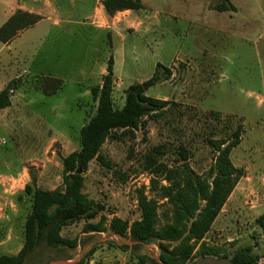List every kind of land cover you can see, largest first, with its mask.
Returning <instances> with one entry per match:
<instances>
[{
  "label": "rangeland",
  "instance_id": "374dc122",
  "mask_svg": "<svg viewBox=\"0 0 264 264\" xmlns=\"http://www.w3.org/2000/svg\"><path fill=\"white\" fill-rule=\"evenodd\" d=\"M73 1L79 9L73 12L65 2L61 14L81 19L58 27L47 21L23 30L11 47L17 58L13 69L19 70L8 72L27 73L19 79L17 89L21 87L22 94L14 98V108L0 114L1 169L26 173L28 184L35 176L39 188L63 190L62 160L80 149V131L96 112L91 90L107 74L105 57L109 60L114 54L117 59L116 108L124 105L128 86L149 80L157 64H162L172 70V78L150 88L147 96L174 103V113L148 120L146 130L136 131L135 139L106 142L102 154L111 168L92 161L84 175V193L105 206L102 214L109 220L113 214L138 220L137 190L143 188L155 197L150 190L153 175L145 169L147 154L164 146L167 153L160 162L172 167L183 146L193 170L206 176L214 159L207 140L229 134L234 117L244 133L231 159L246 173L204 242L230 255L239 247L256 245L254 252L262 255L264 235L256 220L264 213V0H230L236 12H217L212 0H143L142 10L118 17L122 39L79 23L87 15L100 17L97 8L102 0ZM13 3L0 0V25ZM6 55L7 51L0 52V65ZM50 79L62 82L54 93L44 89L53 85ZM212 113L220 114L221 121L213 120ZM23 184L21 179L16 188ZM23 191L0 199V256L16 255L23 247L32 204L25 195L19 199ZM100 216L90 222H99ZM85 223L62 232L78 240L76 250L66 251L64 258L47 253L41 262L30 264H73L85 257L90 238L83 235ZM102 236L95 234L92 241ZM148 253L158 258L159 249L156 245L134 249L130 264H139L138 257ZM258 264H264V259Z\"/></svg>",
  "mask_w": 264,
  "mask_h": 264
},
{
  "label": "trees",
  "instance_id": "16d2710c",
  "mask_svg": "<svg viewBox=\"0 0 264 264\" xmlns=\"http://www.w3.org/2000/svg\"><path fill=\"white\" fill-rule=\"evenodd\" d=\"M217 12H236L230 0H212ZM105 11L110 16L125 11H139L144 8L143 0H103ZM43 18L28 12L17 11L0 28V41L8 43L21 31L26 30ZM107 74L101 85L92 88L93 100L97 102L95 114L82 127L81 147L62 160L63 190H44L37 185V179L25 186L23 195L32 201L31 212L24 225V244L16 255H1L0 264H30L40 261L47 253H55L64 258L66 251L76 250L80 245L77 239L64 237V228L83 220L86 221L83 233H106L134 243L133 248L156 245L158 258L145 254L138 257L139 264H196L195 259L214 257L230 259L232 264H258L264 259L254 252L256 245L243 246L230 255L221 248L209 246L204 241L212 230L225 205L235 191L245 170L234 165L231 154L242 143L244 126L234 117L229 122V134L221 138L207 140L213 152V164L206 176L196 173L189 163L186 148L180 146V159L172 167L160 162L167 153L164 146H157L146 156L145 169L153 175L150 198L145 190H137V203L140 218L133 222L113 214L109 220L102 213L103 204L84 193L85 173L92 161L111 168L109 160L102 154L108 141H121L128 137L135 139V132L146 130L148 120H156L168 115L174 103L168 100L147 96V91L172 78V70L157 64L153 76L143 82L134 83L125 90L124 105L116 108L113 102L114 59L110 57ZM54 85L44 88L46 93H54L61 80L50 79ZM20 84L12 80L0 92V111L12 105V97ZM213 120L220 122V114H211ZM80 171V173H79ZM166 182L164 185L162 182ZM100 216L97 223L90 222ZM165 219V222H162ZM257 225L264 235V213L257 218ZM43 248L42 252L38 250ZM122 250L128 246L119 247ZM95 250L73 264H90ZM197 259V260H198ZM70 260V259H68ZM42 264V263H40Z\"/></svg>",
  "mask_w": 264,
  "mask_h": 264
},
{
  "label": "crops",
  "instance_id": "0c3cea01",
  "mask_svg": "<svg viewBox=\"0 0 264 264\" xmlns=\"http://www.w3.org/2000/svg\"><path fill=\"white\" fill-rule=\"evenodd\" d=\"M83 1L85 3L86 0H83ZM65 2H67V6L69 10H72L73 12H75L79 9L77 8V3L73 0H67V1L66 0H14V3L10 7L9 15H7L5 19H3L0 27L4 25L17 11L28 12L30 14L39 15L43 18L40 22H38L34 26L24 31H28L29 29L35 28L38 25L45 23L47 21L52 22V25L55 27H58L63 23L68 24V25L74 24L76 22L74 21L75 18L81 19V17L77 16L76 14L67 16V17L61 14L62 5L63 4L65 5ZM102 2L100 3V6L97 8V10L101 13L100 17H98L97 15H93V16L87 15L84 18L85 21H81V22L79 21V23L97 32L105 33L109 38L122 39L124 29H123L122 24L117 22L118 17H120V15H126L128 13H129L128 15H130L132 11H125V12L117 13V15L115 16H110L105 11V8ZM83 7H81L80 9H82ZM65 19H67L68 21H65ZM139 25L144 26L145 24L140 22ZM24 31H21L12 41L8 43L0 42V52L7 51V55L3 58L1 65H0V92L12 80L20 79L23 77V74L27 73L26 70H24L23 73H20V74L11 73V72H14L13 70H19V69H13L15 65L14 59H17V58H15L16 54L15 55L12 54L11 47L13 43L16 42L18 37ZM113 59H114V69H115L117 59L114 54H113ZM103 64L106 67V72H107L108 60L106 59V57H105V61H103ZM8 71H11V72H8ZM114 79H115V75H114ZM20 91H22L21 87L20 89H17L14 92L13 97H12V105L9 108L0 111V114L6 113L14 108L15 103L13 100L17 95L21 96L22 93ZM25 175H22V173L20 172L5 171L4 169H1L0 167V199L5 198L4 195L6 194L15 195L17 193H21L25 189V186L28 184V181L26 180ZM21 179L24 180V184L19 186V188H16L18 183L20 184ZM44 190H47V189H44ZM97 234H103V236L101 237L99 241H96V240L92 241L93 236L95 235L94 233L83 234L86 237H90L88 238V241H87L88 245L84 249V252L95 250V253L91 257L90 264H96L97 262H101V264H130V261L132 260V257H131L132 251L135 249L133 248L134 243L130 241H121L119 237L113 234L111 236H106L104 233H97ZM122 246H128L129 249L122 250L119 248Z\"/></svg>",
  "mask_w": 264,
  "mask_h": 264
},
{
  "label": "water",
  "instance_id": "95a60500",
  "mask_svg": "<svg viewBox=\"0 0 264 264\" xmlns=\"http://www.w3.org/2000/svg\"><path fill=\"white\" fill-rule=\"evenodd\" d=\"M80 173V171H79ZM69 264V263H65ZM196 264H232L230 259H217L214 257H203L196 261Z\"/></svg>",
  "mask_w": 264,
  "mask_h": 264
}]
</instances>
